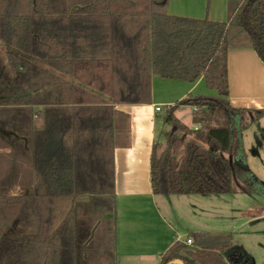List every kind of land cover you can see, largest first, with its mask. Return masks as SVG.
Returning a JSON list of instances; mask_svg holds the SVG:
<instances>
[{
  "label": "trees",
  "instance_id": "trees-1",
  "mask_svg": "<svg viewBox=\"0 0 264 264\" xmlns=\"http://www.w3.org/2000/svg\"><path fill=\"white\" fill-rule=\"evenodd\" d=\"M166 5L0 0V44L7 47L0 131L13 171L21 161L34 177L17 195L0 180V264L114 263L113 151L128 145L129 135V117L115 107L150 104L154 75L189 83L202 76L217 97H187L166 109L171 131L150 158L153 195L262 191L238 180L253 178L243 163L244 119L264 112L230 106L226 58L249 48L264 65V0H240L225 23L172 17ZM181 106L193 110V130L175 117ZM36 114L44 116L41 131L32 127ZM190 132L195 141L179 135ZM82 196L87 201H78ZM188 238L191 245L175 243L159 264L246 259L231 233Z\"/></svg>",
  "mask_w": 264,
  "mask_h": 264
},
{
  "label": "crops",
  "instance_id": "crops-1",
  "mask_svg": "<svg viewBox=\"0 0 264 264\" xmlns=\"http://www.w3.org/2000/svg\"><path fill=\"white\" fill-rule=\"evenodd\" d=\"M239 1L167 0L166 13L172 17L225 23ZM226 66L230 106L264 112V65L257 54L249 48L231 49L227 52ZM214 93L215 90L205 86L202 76L189 83L164 80L154 75L150 104L115 107L129 117V135L128 145L113 151V264H159L161 256L171 246L177 242L184 244L190 234L224 233L220 231L219 222L211 219L212 214L220 211L210 207V204L220 202L221 195L155 196L150 184L152 147L158 144L157 135L166 126V109L187 97H216ZM156 108H160V112H156ZM181 108L176 109L175 117ZM184 108L189 110L191 120L193 110ZM263 118L264 114L259 119ZM44 124L42 114L34 115L32 127L35 131L43 130ZM19 164L23 165L21 161ZM22 165L12 173L13 185L20 193L34 178L33 173ZM82 198L88 199L82 196L78 201L83 202ZM233 227L236 228V224ZM239 261H242L241 257Z\"/></svg>",
  "mask_w": 264,
  "mask_h": 264
},
{
  "label": "rangeland",
  "instance_id": "rangeland-1",
  "mask_svg": "<svg viewBox=\"0 0 264 264\" xmlns=\"http://www.w3.org/2000/svg\"><path fill=\"white\" fill-rule=\"evenodd\" d=\"M6 51L7 47L0 44L2 66L6 62ZM214 94L217 97V93ZM181 109V112L176 113V118L193 130L189 110L184 107ZM253 119L251 115L245 117V129L241 134L243 163L253 178L239 179L238 184L240 186L249 185L253 189L260 187L262 191L252 194L237 192L231 195H221L220 202L214 203L215 205L210 204V207L220 211L211 216L212 222H219L221 225L222 230L220 231L234 233V245L246 255L243 264H264V216H262L264 215V118L252 122ZM170 131V126L166 124L163 132L160 131L157 135V143L163 145L165 143L164 134ZM179 135L185 141H195L193 132ZM10 151L2 141L0 131V180L6 187L8 195H17L20 190L12 185L13 182L10 184L13 171ZM241 181H244V184ZM82 200L86 201L85 198ZM235 224L236 228L233 227ZM109 259L107 258L106 263L110 261ZM100 260L103 261V257Z\"/></svg>",
  "mask_w": 264,
  "mask_h": 264
},
{
  "label": "built area",
  "instance_id": "built-area-1",
  "mask_svg": "<svg viewBox=\"0 0 264 264\" xmlns=\"http://www.w3.org/2000/svg\"><path fill=\"white\" fill-rule=\"evenodd\" d=\"M156 112H160V108H156L155 109ZM184 244L186 245H191V239L187 238L185 241H184Z\"/></svg>",
  "mask_w": 264,
  "mask_h": 264
},
{
  "label": "water",
  "instance_id": "water-1",
  "mask_svg": "<svg viewBox=\"0 0 264 264\" xmlns=\"http://www.w3.org/2000/svg\"><path fill=\"white\" fill-rule=\"evenodd\" d=\"M173 264H182L181 261H174Z\"/></svg>",
  "mask_w": 264,
  "mask_h": 264
}]
</instances>
